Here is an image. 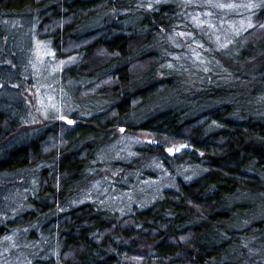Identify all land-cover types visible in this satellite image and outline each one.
Here are the masks:
<instances>
[{
  "label": "trees",
  "instance_id": "1",
  "mask_svg": "<svg viewBox=\"0 0 264 264\" xmlns=\"http://www.w3.org/2000/svg\"><path fill=\"white\" fill-rule=\"evenodd\" d=\"M187 1L0 0V21L24 17L36 32L57 22L46 37L57 54L79 43L72 53L78 62L56 79L67 102L89 115L72 114L75 133L58 120L17 136L29 125L32 106L25 97L0 99V264L19 257L23 264H264L261 90L236 97L235 90L208 83L192 99L150 112L181 84L172 72L156 76L170 51L161 39L184 23V7H193ZM251 1L261 26L264 0H244ZM250 32L236 36L219 57L232 70L257 59L247 70L264 82V34ZM2 37L0 31V91L13 87L9 78H21L25 61ZM145 62L140 71L137 63ZM211 62L215 69L217 61ZM141 111L146 115L137 120ZM118 127L151 133L161 152L188 146L174 155L184 154L177 165L200 175L179 178L147 203L121 204L123 211L97 202L63 211L88 184L102 145ZM59 136L63 145L49 149ZM148 154L151 164L155 153ZM168 155L160 160L169 169ZM114 187L120 194L129 189L125 181Z\"/></svg>",
  "mask_w": 264,
  "mask_h": 264
},
{
  "label": "rangeland",
  "instance_id": "2",
  "mask_svg": "<svg viewBox=\"0 0 264 264\" xmlns=\"http://www.w3.org/2000/svg\"><path fill=\"white\" fill-rule=\"evenodd\" d=\"M187 3L189 7H193L191 9L187 6L184 7L183 10L187 13L183 11L185 13L184 23L170 29L168 35L161 39L170 51L159 66L156 76L158 80L164 78L162 74L172 72V75H179L181 84L169 95L163 96L164 103L152 105L150 112H154L166 103L190 100L199 95L208 83L214 85L213 87L235 90L236 97L237 95L252 94L257 90L263 91V95L260 93L261 91L257 94L263 98H260L257 103L263 112L264 82L261 79L262 76L256 77L255 74L252 75L247 70L248 65H255L257 59H251L245 65L240 66V69L232 70L234 68L232 63L226 62L223 56L219 57V53L226 50L234 38L241 33L251 31L250 33L256 37H261L264 34V18L261 26H259V19L255 18L256 2L188 0ZM57 25H59L57 22H51L42 32H36L38 29L35 26H30L29 21L24 20V17L0 21L2 38L5 41L13 42L18 52L25 58L24 72L21 78L19 80L9 78L14 81L13 87L6 86L0 91V99L15 103L17 99L24 100L25 97L32 106L31 114L28 117L29 125L20 129L17 136L24 135L25 130L36 131L58 120L65 124L64 129L69 126L68 129L75 133L78 129L76 127L78 121L76 123L73 120V124H68L61 121V117L72 119V114L80 111L82 112L78 115H82L81 118L89 116L78 106L67 102L66 91L56 79L59 73L78 62L77 55H72V53L81 47L78 46L79 43L71 42L58 55V51L52 47L51 40L46 38ZM8 61H11L10 57ZM211 61L218 63L215 69ZM137 64L140 71L148 67L147 62ZM226 64L232 66L225 69L223 65ZM70 90L73 88L70 87ZM145 115L144 111H141L137 115V120ZM112 136V140L108 141L106 147H104L105 144L102 145L104 149L101 154L98 152L100 150L98 148L101 147L96 146L99 155L96 154L95 166L90 173L88 184L76 193L74 200L67 201V206L63 204V211L69 207V204L78 206L87 202H97L98 205H114L119 207V211H123L124 207L121 204L130 206V203L134 202L147 203L153 199L155 194L165 189L175 188L179 178L190 182L200 175L197 168L177 165L184 154L176 158L171 156L172 161L168 166L170 168L164 167V161L160 159L164 158V155H168L166 148L177 149L181 145H171L161 152L155 146L154 135L148 132L127 131L125 127L116 128L110 135V137ZM59 137L51 140L49 149L63 145L58 140L62 142L64 136ZM56 142L57 144H55ZM100 144L103 143L100 142ZM151 152L155 153V157L150 164L148 162L150 154L148 153ZM128 165L132 166L130 170L124 168ZM123 181L128 184L129 189L120 194L114 186ZM10 198L6 195L4 200ZM7 205V203L4 204V207ZM23 262L25 263L22 257L14 260L9 258L5 264H23Z\"/></svg>",
  "mask_w": 264,
  "mask_h": 264
},
{
  "label": "water",
  "instance_id": "3",
  "mask_svg": "<svg viewBox=\"0 0 264 264\" xmlns=\"http://www.w3.org/2000/svg\"><path fill=\"white\" fill-rule=\"evenodd\" d=\"M61 121H64L68 124H73L74 121L72 119H68L66 117L61 118ZM69 121H71V123H69ZM171 149V151H169ZM187 149H190L188 146L186 145H181L180 147H178L177 149L174 148H167L166 152L170 155V156H174L175 154H179Z\"/></svg>",
  "mask_w": 264,
  "mask_h": 264
},
{
  "label": "snow or ice",
  "instance_id": "4",
  "mask_svg": "<svg viewBox=\"0 0 264 264\" xmlns=\"http://www.w3.org/2000/svg\"><path fill=\"white\" fill-rule=\"evenodd\" d=\"M61 118H62V117H61ZM69 123H71V121H69ZM169 151H171V149H170Z\"/></svg>",
  "mask_w": 264,
  "mask_h": 264
}]
</instances>
